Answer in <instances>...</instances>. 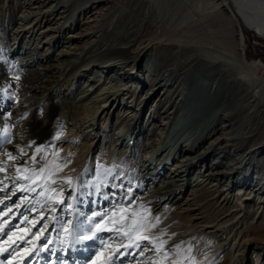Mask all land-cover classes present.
Wrapping results in <instances>:
<instances>
[{"label":"bare ground","instance_id":"obj_1","mask_svg":"<svg viewBox=\"0 0 264 264\" xmlns=\"http://www.w3.org/2000/svg\"><path fill=\"white\" fill-rule=\"evenodd\" d=\"M102 1L87 0L78 16ZM120 1L115 22L78 56L40 51L27 26L0 24V90L16 96L10 116L0 118L11 136L0 137V209L8 205L9 212L18 201L42 232L52 231L41 240L22 222L0 221V256L6 264H114L128 243L109 257L83 237L92 235L88 212L103 218L116 202L114 209L136 219L149 213L153 228L139 241L146 248L199 241L193 251L214 253L210 264H245L252 244H264V68L247 56L251 33L264 38V0ZM21 8L22 0H13L0 10L14 17ZM30 14L38 17L34 28L47 19ZM63 147L82 154L55 168ZM32 176H51L49 201ZM122 197L126 202L115 200ZM61 225L66 234L58 239ZM131 227L143 232L142 221ZM94 236L127 238L115 223ZM253 252L255 264H264V250ZM152 256L136 264H166L147 262Z\"/></svg>","mask_w":264,"mask_h":264},{"label":"rangeland","instance_id":"obj_2","mask_svg":"<svg viewBox=\"0 0 264 264\" xmlns=\"http://www.w3.org/2000/svg\"><path fill=\"white\" fill-rule=\"evenodd\" d=\"M21 1V0H20ZM87 0H22V6L23 8L18 9L14 15V17L11 15V13L6 12L5 14L2 15V11L0 10V24L2 25L1 28L5 26H11V27H21L27 26L28 30H30V34H27L28 38H32V42H34V46L38 45L40 51H48V53H51L52 55H55V53L59 50H64L66 52H69L71 54H74V56L81 55V53L84 51V49L89 48L90 46L94 45L97 40V36L93 37L95 32L98 31H103L106 29L112 21L115 22V19L117 15L114 13L113 14V9H117L121 11L124 8V5L120 3V0H107V1H102L101 3H98L94 6V11L91 10V4L85 8L84 12L85 15H82L81 17L78 16L79 12L81 9L84 7L86 4ZM3 2H5L6 6L9 5L10 2H13V0H5L1 1L0 0V7L3 5ZM28 3V4H27ZM32 6V7H30ZM30 7V8H29ZM88 10V11H87ZM44 12L46 15V18L44 22H41L36 28H34V24H32L38 17L35 15H31L30 13H36V12ZM92 11V12H91ZM91 12V13H90ZM71 13H75L76 16L75 18L69 20ZM2 15V16H1ZM119 15V14H118ZM11 16V17H10ZM44 15H42L39 19ZM116 16V17H115ZM66 20H69L66 29H63L62 31H59V28L63 22ZM8 24V25H7ZM5 25V26H4ZM83 35H80V34ZM2 32L0 31V39L3 35H1ZM92 34V37L90 36ZM248 46L249 49L247 51V56L250 59V61H258L261 62V68H264V38L260 37L259 35L255 33H251L250 38L248 39ZM1 88V87H0ZM10 91V90H9ZM9 91H3L0 90L1 93H5L4 97L6 99V103L0 101V118L6 119L10 116V109L9 107L12 106V102L15 100V95L10 93ZM7 104V106H6ZM4 107V108H3ZM59 112V109L57 105H54V113L57 114ZM2 113V114H1ZM3 113H7L9 115L4 116ZM147 113V111H146ZM39 121H36L35 125H38ZM119 131V128L116 129L114 132L117 133ZM8 134H4V130L0 129V137L3 138L5 142L11 140L10 132L7 131ZM109 133L106 134L105 138L107 139ZM113 135V134H112ZM54 137L52 133L45 132L43 133L42 137ZM77 140V139H76ZM83 138L80 140L82 141ZM76 142V141H74ZM77 144L78 147H83V145H80V142L75 143L74 146ZM80 145V146H79ZM107 145V144H106ZM73 146V147H74ZM76 148L72 152V156L67 153V151L63 152L64 147L59 149V151H56V159L54 161L55 168L57 167L56 165H61L63 164L65 160L69 159H76L78 155L82 154V151H80ZM100 150V149H99ZM97 151L96 154L93 155V163L95 164V158L99 152ZM72 151V150H71ZM78 153H77V152ZM77 154V155H76ZM130 154V153H129ZM76 155V156H75ZM63 159V160H62ZM29 165L28 161H25V166ZM65 167H68V165H65ZM52 172V173H51ZM55 172L54 168H51L49 171V175L53 174ZM51 176H48L45 178V181L41 183L42 181L37 180V177L32 176L31 180L28 181L27 183H33L35 184V181L38 182L36 183L39 192L43 195L45 201H49L51 199L50 196L54 195L53 188H49V184L47 183L48 178ZM136 177L135 174H133L134 178ZM39 179V178H38ZM132 180L131 178H129ZM26 183V184H27ZM131 183V181L129 182ZM40 184V185H39ZM43 185V186H42ZM45 188V189H44ZM148 188V187H147ZM49 189V190H48ZM145 189V188H144ZM50 192L49 194L47 193ZM147 190V189H146ZM52 191V192H51ZM92 193V192H91ZM90 193V194H91ZM47 194V195H46ZM52 194V195H51ZM56 194V193H55ZM93 195V194H92ZM100 195H97L95 197L96 203H99L100 201L98 200ZM72 200L69 199L67 205H69V208L72 207V203L70 201ZM116 201L121 202L124 200L126 202V199L120 198L119 200L116 198ZM127 202H130V199H127ZM121 205V204H120ZM6 205L5 207H2L0 209V221H6L8 222L7 224H15L22 222V224L26 225V228L33 233L34 235L40 236L41 240L44 239H50V234L51 232L48 231H43L44 227L40 225L39 223H35L31 218L26 217L25 215L28 214L29 212H23L18 210L19 203L18 201H13L10 206L13 207V209L9 212H3L6 211L7 209ZM111 212L107 213L106 216L102 218L103 215L100 213L97 214V212L90 211L88 212V215L85 216V220H87V223L90 224L92 235L94 238V241L96 240L97 242L100 243L98 247H102V250L105 254H108L109 257L111 256H118L119 250H122L121 245L128 243L129 248L126 254H123V256L120 258L118 257L116 259V262L114 264H136V263H143L144 256L146 254L149 255H155L153 258L148 259L147 262H152L154 263L155 261H163L166 264H210L212 258L214 256V253H209L205 255V252H194V248L197 247L198 243L196 241H193L191 244L188 242L183 243V245L176 247L175 249H172L171 247L168 246H161L158 251L156 250V247H147L145 243L139 242L141 240V237L144 236L143 233H146L153 228V222H150V215L148 212L143 213V219L140 220L139 217L136 219V216H132L129 214L126 210L123 209H114L116 207V202L115 205L114 203L111 204ZM240 209H244V205L241 203L239 204ZM75 209H77L75 207ZM93 210V208H92ZM17 212V214H15ZM74 213H78L77 211L74 210ZM107 218V219H104ZM146 218V219H145ZM80 221V219H78ZM143 223V232L141 233L140 231L135 230L131 226L134 223ZM177 222L176 225H183L184 227L182 228L183 231H188L186 225L187 223L182 220H175ZM150 222V223H149ZM115 223L118 225L119 230L127 236V238H123L121 241L117 240H108V239H95L94 234L96 233L97 229H101L103 226L109 225ZM102 224V225H100ZM149 229V230H148ZM65 230L63 225L60 226V232H56V237L58 239H63V236H65ZM62 233V234H61ZM54 234V233H53ZM64 234V235H63ZM226 236V235H225ZM55 237V235H54ZM232 237V236H231ZM230 239V238H229ZM228 239V240H229ZM109 241L111 243H109ZM223 241V240H221ZM230 241V240H229ZM228 241V242H229ZM3 240H0V243H2ZM113 242V243H112ZM115 242V243H114ZM121 243V244H120ZM132 243V244H131ZM138 245H137V244ZM6 246V245H5ZM160 246V245H159ZM192 246V248H191ZM114 247H121L120 249L116 250ZM113 248V249H112ZM134 248L135 251H134ZM256 249L255 253H262V250H264V244L260 242H254L252 244V247L250 248L249 252L247 253L244 263L245 264H255L254 256H253V251ZM149 250H152L149 252ZM134 251V252H133ZM125 252L122 251V253ZM95 252H92V258L93 254ZM131 254L132 257H128V254ZM159 253V254H158ZM166 253V254H165ZM138 254L136 257H133V255ZM142 254L144 256H142ZM142 256L141 259H137L138 256ZM107 256V257H108ZM92 258L89 260V262L92 260ZM211 260H208L210 259ZM8 257L5 256H0V264H6V261H8ZM234 259V258H233ZM17 260V259H16ZM52 259L47 260V262H51ZM224 261H221L222 263ZM226 263V262H225ZM25 264V263H24ZM26 264H29L26 263ZM227 264V263H226Z\"/></svg>","mask_w":264,"mask_h":264},{"label":"snow or ice","instance_id":"obj_3","mask_svg":"<svg viewBox=\"0 0 264 264\" xmlns=\"http://www.w3.org/2000/svg\"><path fill=\"white\" fill-rule=\"evenodd\" d=\"M4 134H5V135L8 134L7 129L4 130ZM37 151H39V149H37ZM8 155H9V157L11 158V153H9ZM67 182H68V183H71V180L69 179ZM83 238H84V239H92L93 236L85 235Z\"/></svg>","mask_w":264,"mask_h":264}]
</instances>
